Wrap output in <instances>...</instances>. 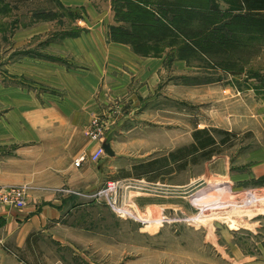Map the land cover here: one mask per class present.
<instances>
[{"label":"rangeland","instance_id":"374dc122","mask_svg":"<svg viewBox=\"0 0 264 264\" xmlns=\"http://www.w3.org/2000/svg\"><path fill=\"white\" fill-rule=\"evenodd\" d=\"M216 1L223 11L237 9L236 0ZM110 2L115 23L105 27L109 41L110 29L122 25ZM84 15L61 0L0 3V71L25 56L66 59L53 46L93 30L83 24ZM37 26L45 29L15 40ZM239 37L228 55L212 59L216 65L192 54L179 62L178 48H166L169 58L154 99L132 110L115 101L118 107L108 109L112 118L103 113L93 124L102 129V159L112 166L104 167L105 177L110 175L105 187L91 196L101 204L80 210L96 218V229L104 227L106 243L111 240L110 251L85 255L95 264H235L237 255L258 252L256 244L264 240V167H249L260 158L249 154L263 150L264 125L258 118L254 130L236 132L235 122L257 120L258 109L240 98L249 90L264 95V36ZM2 82L24 85L7 77ZM208 137L216 144L203 149ZM109 183L116 188L98 195Z\"/></svg>","mask_w":264,"mask_h":264},{"label":"crops","instance_id":"0c3cea01","mask_svg":"<svg viewBox=\"0 0 264 264\" xmlns=\"http://www.w3.org/2000/svg\"><path fill=\"white\" fill-rule=\"evenodd\" d=\"M61 2L83 9V24L94 29L53 46L66 59L25 56L0 71V187H30L25 207L0 204V264H95L86 256L111 250L104 227L96 229V218L80 210L101 204L91 196L105 187L110 175L105 177L104 167L112 166L103 158L77 168L75 160L100 146L87 132L101 120L99 115L112 118L115 101H125L132 110L154 99L169 58V52L144 56L130 45L109 41L105 27L115 23L110 0ZM37 27L15 40L27 41L45 29ZM177 55L175 60L186 63ZM6 77L22 81L23 87L5 84ZM240 100L257 108L258 116L235 122V131H252L260 119L264 125V95L249 90ZM255 154L260 158L254 157L249 167H264V146L249 156ZM95 236L103 239L97 242ZM256 245V254L241 253L235 264H264V240Z\"/></svg>","mask_w":264,"mask_h":264},{"label":"trees","instance_id":"16d2710c","mask_svg":"<svg viewBox=\"0 0 264 264\" xmlns=\"http://www.w3.org/2000/svg\"><path fill=\"white\" fill-rule=\"evenodd\" d=\"M111 1L122 25L110 29V40L144 56L177 47L181 60L202 55L216 65L212 59L228 55L242 34L264 36V0H236L237 9L232 11L221 10L216 0ZM207 144L203 149L215 145V138L208 137Z\"/></svg>","mask_w":264,"mask_h":264},{"label":"built area","instance_id":"2783aa9c","mask_svg":"<svg viewBox=\"0 0 264 264\" xmlns=\"http://www.w3.org/2000/svg\"><path fill=\"white\" fill-rule=\"evenodd\" d=\"M102 129L98 125L92 127L88 130L87 135L96 142H101L102 140ZM105 149L102 144L95 150V152L89 157L83 155L75 160V167L79 168L85 161H90L92 163L99 162L103 155ZM116 186L112 183L108 184L107 190H103L98 195H102L107 193V191L112 192ZM29 185H14V186H6L0 187V204L4 206H11L17 208H23L26 205V199L29 192Z\"/></svg>","mask_w":264,"mask_h":264},{"label":"bare ground","instance_id":"6f19581e","mask_svg":"<svg viewBox=\"0 0 264 264\" xmlns=\"http://www.w3.org/2000/svg\"><path fill=\"white\" fill-rule=\"evenodd\" d=\"M142 194V193H141ZM112 201V200H111ZM116 204H117V202H116V200H114V201H112V206L114 207V209H115V207H116ZM199 217V216H198ZM200 219V218H199Z\"/></svg>","mask_w":264,"mask_h":264}]
</instances>
